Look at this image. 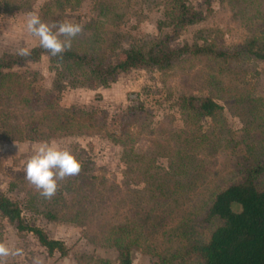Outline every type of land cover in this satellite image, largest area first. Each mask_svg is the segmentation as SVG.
I'll list each match as a JSON object with an SVG mask.
<instances>
[{
	"label": "rangeland",
	"instance_id": "obj_1",
	"mask_svg": "<svg viewBox=\"0 0 264 264\" xmlns=\"http://www.w3.org/2000/svg\"><path fill=\"white\" fill-rule=\"evenodd\" d=\"M187 2L206 17L173 32L165 0H0V57L39 45L26 29L33 12L49 24H81L71 49L94 48L112 60L168 35L170 47L264 41V0ZM55 69L43 55L0 82V192L19 204L24 224L61 241L66 253L49 254L35 234L0 215V241L22 250L5 264H120L114 238L123 226L132 264H199L185 253L219 223L205 219L214 195L264 163V61L186 55L167 69L133 68L107 85L60 92ZM189 95L208 96L222 110L187 115L180 100ZM51 141L70 147L82 167L47 199L24 169L33 147Z\"/></svg>",
	"mask_w": 264,
	"mask_h": 264
},
{
	"label": "trees",
	"instance_id": "obj_2",
	"mask_svg": "<svg viewBox=\"0 0 264 264\" xmlns=\"http://www.w3.org/2000/svg\"><path fill=\"white\" fill-rule=\"evenodd\" d=\"M229 1L247 3V0ZM205 2L209 6L210 0ZM164 7L173 32L206 17L201 12H191L187 0H165ZM170 38L168 35L164 40L147 48L131 46L122 49L115 60L94 48H89L86 52L70 49L65 51L62 57H53L40 44L30 49L29 57L4 53L0 57V82L5 76V71L38 61L43 55H46L56 68L53 87L58 92L62 91L64 86L96 88L107 85L121 72L133 68L167 69L186 55H208L222 60L248 56L264 61V41L254 37L231 50L197 44L170 47L168 45ZM180 108L187 115L193 114L197 117H213L222 110L221 105L212 98L195 95L182 96ZM260 175L264 176V163L254 166L244 181L231 184L214 195L205 219H214L219 223L210 232L206 241L191 244L186 250V255L195 256L199 264H264V181L259 182ZM0 215L18 230L35 234L49 254L54 250H58L62 255L66 253L61 241L48 238L38 226L24 224L19 204L1 192ZM46 217L56 219V214L48 211ZM119 228L121 231L114 238L119 263L132 264L130 231L125 226Z\"/></svg>",
	"mask_w": 264,
	"mask_h": 264
},
{
	"label": "clouds",
	"instance_id": "obj_3",
	"mask_svg": "<svg viewBox=\"0 0 264 264\" xmlns=\"http://www.w3.org/2000/svg\"><path fill=\"white\" fill-rule=\"evenodd\" d=\"M26 29L28 33L39 38L40 46L53 57H62L65 51L71 49L72 40L83 31V26L68 20L49 24L33 12L26 19ZM15 54L29 57L31 50L20 47ZM81 167L80 160L70 147L51 141L33 147L32 154L26 158L24 171L26 180L43 197L51 199L57 192L59 181L78 175ZM21 252V249L10 248L7 243L0 241V264H5V258L20 255Z\"/></svg>",
	"mask_w": 264,
	"mask_h": 264
}]
</instances>
